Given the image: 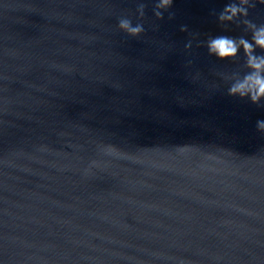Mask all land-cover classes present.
<instances>
[{
    "label": "water",
    "instance_id": "95a60500",
    "mask_svg": "<svg viewBox=\"0 0 264 264\" xmlns=\"http://www.w3.org/2000/svg\"><path fill=\"white\" fill-rule=\"evenodd\" d=\"M231 2L174 0L157 20L155 0H0L4 264H264V106L217 75L243 71L242 50L204 46L250 39L218 22ZM139 3L130 37L117 23Z\"/></svg>",
    "mask_w": 264,
    "mask_h": 264
},
{
    "label": "clouds",
    "instance_id": "9594fccd",
    "mask_svg": "<svg viewBox=\"0 0 264 264\" xmlns=\"http://www.w3.org/2000/svg\"><path fill=\"white\" fill-rule=\"evenodd\" d=\"M174 0H155L153 7V15L157 20L164 18V13L173 6ZM264 5V0H233L224 6L219 13L217 20L221 25L236 23L237 26L243 25L244 31L250 33V39L245 36L233 37L229 35L209 36L204 41L207 54L215 57L217 60L231 63L243 57L241 70H232L227 72H219L217 75L227 83V95L230 97H238L240 99H248L252 104L264 106V24H256L248 19L249 9L254 8L255 4ZM137 22L133 24L128 17H121L118 20L117 28L126 33L130 37H139L145 33L144 17L145 4L139 3L136 9ZM169 13V19H172ZM181 32H187V26H181ZM192 42L185 44V50H190ZM257 49L261 54H257ZM190 63V62H189ZM193 79H199V73ZM120 87L119 84L115 85ZM181 103L183 101L181 100ZM256 130L264 134V120L256 121ZM40 151L46 152L49 149L41 146ZM99 168L94 160L89 161L83 168L84 177L94 175L93 169ZM172 259V258H169ZM219 262L222 257L214 258ZM0 264L4 261L0 260ZM178 264H189L184 260H179Z\"/></svg>",
    "mask_w": 264,
    "mask_h": 264
}]
</instances>
